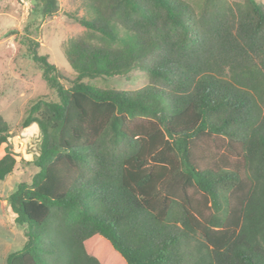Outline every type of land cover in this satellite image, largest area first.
Wrapping results in <instances>:
<instances>
[{
    "label": "trees",
    "instance_id": "16d2710c",
    "mask_svg": "<svg viewBox=\"0 0 264 264\" xmlns=\"http://www.w3.org/2000/svg\"><path fill=\"white\" fill-rule=\"evenodd\" d=\"M72 1L74 78L27 38L56 98L31 99L20 123L38 126V171L6 197L26 228L6 264H102L95 235L123 264H264V1ZM136 69L133 90L83 80ZM11 130L0 114V146ZM16 163L7 149L0 181Z\"/></svg>",
    "mask_w": 264,
    "mask_h": 264
},
{
    "label": "rangeland",
    "instance_id": "374dc122",
    "mask_svg": "<svg viewBox=\"0 0 264 264\" xmlns=\"http://www.w3.org/2000/svg\"><path fill=\"white\" fill-rule=\"evenodd\" d=\"M187 1L191 2L196 10L199 9L200 0ZM76 6L77 3L72 0H58V12L53 16H43L42 6L35 0H0V114L12 125L8 142L0 146V156L9 149L17 160L14 171L0 181V264H6L8 254L20 249L26 240L25 226L15 224L5 209L6 197L20 182H30L38 171L33 163L39 151L38 126L33 124L38 129V133L33 135L31 132L34 128L24 131L20 123L26 115L31 99L41 94L56 98L30 57L26 45L27 38L39 42L38 54L47 55L48 61L67 79L74 78L76 73L65 57L64 45L70 37L85 31V28L72 18L83 14ZM12 28L17 30L18 35L15 33L5 37L3 34ZM83 80L96 87L133 90L146 85L147 75L136 69L126 76ZM65 85L67 86L66 82ZM98 236H93L91 241H85L87 252L102 260V264H123L108 245L105 247V244L100 242L101 236Z\"/></svg>",
    "mask_w": 264,
    "mask_h": 264
},
{
    "label": "crops",
    "instance_id": "0c3cea01",
    "mask_svg": "<svg viewBox=\"0 0 264 264\" xmlns=\"http://www.w3.org/2000/svg\"><path fill=\"white\" fill-rule=\"evenodd\" d=\"M33 124H35V123H33ZM33 124H31L30 126H28V127H25V128H23V130L24 131H27L28 129H35V130H33L31 133L34 135L35 133H38V129H37V126H36V128H35V126L33 125ZM1 157V156H0Z\"/></svg>",
    "mask_w": 264,
    "mask_h": 264
}]
</instances>
